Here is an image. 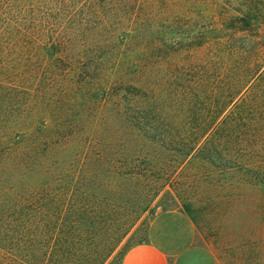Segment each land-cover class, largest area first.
Here are the masks:
<instances>
[{"label": "rangeland", "instance_id": "rangeland-1", "mask_svg": "<svg viewBox=\"0 0 264 264\" xmlns=\"http://www.w3.org/2000/svg\"><path fill=\"white\" fill-rule=\"evenodd\" d=\"M37 207L61 264L167 209L264 264V0H0V264Z\"/></svg>", "mask_w": 264, "mask_h": 264}, {"label": "crops", "instance_id": "crops-1", "mask_svg": "<svg viewBox=\"0 0 264 264\" xmlns=\"http://www.w3.org/2000/svg\"><path fill=\"white\" fill-rule=\"evenodd\" d=\"M118 264H216L193 243V224L180 210L154 213L145 229V239L128 246Z\"/></svg>", "mask_w": 264, "mask_h": 264}, {"label": "trees", "instance_id": "trees-1", "mask_svg": "<svg viewBox=\"0 0 264 264\" xmlns=\"http://www.w3.org/2000/svg\"><path fill=\"white\" fill-rule=\"evenodd\" d=\"M259 68L260 65L257 69ZM257 75L259 76L258 73ZM32 204L36 206L35 201ZM29 215L25 212L24 221L21 220L15 228H12L19 243L11 248L15 252L7 250L4 264H61L57 253L60 230L55 231L54 226L49 224L53 217L55 220L59 219L60 214L46 212L37 207L32 212V216ZM31 217L33 221L28 223Z\"/></svg>", "mask_w": 264, "mask_h": 264}]
</instances>
